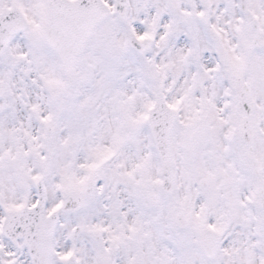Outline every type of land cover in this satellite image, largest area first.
I'll use <instances>...</instances> for the list:
<instances>
[{
  "label": "snow or ice",
  "instance_id": "6c2138e0",
  "mask_svg": "<svg viewBox=\"0 0 264 264\" xmlns=\"http://www.w3.org/2000/svg\"><path fill=\"white\" fill-rule=\"evenodd\" d=\"M0 264H264V0H0Z\"/></svg>",
  "mask_w": 264,
  "mask_h": 264
}]
</instances>
